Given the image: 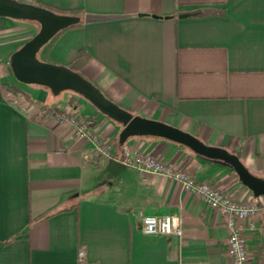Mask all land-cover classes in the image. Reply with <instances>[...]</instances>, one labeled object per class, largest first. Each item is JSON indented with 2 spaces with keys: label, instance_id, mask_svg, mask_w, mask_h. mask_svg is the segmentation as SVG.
Wrapping results in <instances>:
<instances>
[{
  "label": "crops",
  "instance_id": "0c3cea01",
  "mask_svg": "<svg viewBox=\"0 0 264 264\" xmlns=\"http://www.w3.org/2000/svg\"><path fill=\"white\" fill-rule=\"evenodd\" d=\"M22 2L82 19L43 48L48 63L81 73L134 116L226 149L264 176V0ZM87 14L121 18L86 24ZM19 23L0 18V264H78L81 250L94 264H231L228 217L176 181L125 167L122 125L86 100H53L15 79L10 58L32 39ZM71 112L96 119L113 158L74 139L59 118ZM127 142L239 203L261 199L232 168L187 147L155 137ZM49 211L58 213L41 220ZM169 215L179 218L181 238L143 233L145 217ZM240 225L251 259H264V213Z\"/></svg>",
  "mask_w": 264,
  "mask_h": 264
},
{
  "label": "water",
  "instance_id": "95a60500",
  "mask_svg": "<svg viewBox=\"0 0 264 264\" xmlns=\"http://www.w3.org/2000/svg\"><path fill=\"white\" fill-rule=\"evenodd\" d=\"M0 18L36 22L40 26L39 32L10 58V68L19 83L47 88L55 96L65 91L75 92L101 114L123 126L119 136L121 146L135 137H155L174 142L201 157L229 166L240 182L253 192L255 198L264 197V179L252 174L236 154L220 147L209 146L194 135L163 122L134 116L107 98L93 82L80 73L67 66L40 61L38 54L43 48L61 31L80 24V17L57 14L47 8L23 4L16 0H0ZM120 18L121 16L87 14L83 21L90 24Z\"/></svg>",
  "mask_w": 264,
  "mask_h": 264
},
{
  "label": "built area",
  "instance_id": "2783aa9c",
  "mask_svg": "<svg viewBox=\"0 0 264 264\" xmlns=\"http://www.w3.org/2000/svg\"><path fill=\"white\" fill-rule=\"evenodd\" d=\"M59 118L62 122H69L72 125L75 140L89 141L99 155L109 159L114 157L111 145L104 141L98 133L95 118L77 117L72 112L60 113ZM119 160L127 168H134L178 182L196 199L228 217L227 226L230 230L228 249L232 258L231 264H264V259H251L243 233L244 227L240 225L241 222H246L264 213V197H261L257 203H239L230 193L218 190L211 183L197 181L188 173L163 163L155 155L142 154L128 142L122 145V154ZM142 223L143 233L146 236L181 238L183 234L180 220L175 216L145 217ZM78 264L94 263H91L86 252L81 250L78 254Z\"/></svg>",
  "mask_w": 264,
  "mask_h": 264
},
{
  "label": "rangeland",
  "instance_id": "374dc122",
  "mask_svg": "<svg viewBox=\"0 0 264 264\" xmlns=\"http://www.w3.org/2000/svg\"><path fill=\"white\" fill-rule=\"evenodd\" d=\"M16 1H18V2H20V3H23V4H26V3L22 2V1L29 2L30 0H21V1L16 0ZM18 22H20L19 24H20L21 26L28 28V33L30 34L29 38H30V37L33 38V37L39 32V30H40V26H39V24L36 23V22H30V21H18ZM38 59H39L40 61L47 62V60L44 58V55L42 54V51L38 54ZM47 63H48V62H47ZM22 85H24V84H22ZM45 90H47V93H48V95H49V98H50V99H53V100L59 99V98H61L62 96H65V95H67V94H68L69 96H72V97H75V98H80V99H82V100H86V99H85L84 97H82L81 95H79V94H77V93H75V92H72V91H65V92L61 93V95H59V96H55V95L52 94V92H51L49 89L45 88ZM13 95H14V94H13ZM14 96H15V95H14ZM86 101H87V100H86ZM87 102H88V101H87ZM136 138H137V137H135V138H131L130 140H133V139H136ZM260 178H263V179H264V176H263V177H260Z\"/></svg>",
  "mask_w": 264,
  "mask_h": 264
},
{
  "label": "trees",
  "instance_id": "16d2710c",
  "mask_svg": "<svg viewBox=\"0 0 264 264\" xmlns=\"http://www.w3.org/2000/svg\"><path fill=\"white\" fill-rule=\"evenodd\" d=\"M73 15H76V14H73ZM77 25H75V26H73V27H76ZM70 28H72V27H70ZM70 28H68V29H70ZM65 30H67V29H65ZM65 30H63V31H61L55 38H57L62 32H64ZM54 38V39H55ZM53 39V40H54ZM52 40V41H53ZM51 41V42H52ZM75 72H77V71H75ZM79 73V72H78ZM81 74V73H80ZM82 75V74H81ZM83 76V75H82ZM10 91L12 92V94H14V95H19V93H20V91L19 90H17L16 88H11L10 89ZM56 112H57V110H56ZM180 146H182V145H180ZM182 147H184V146H182ZM239 157V156H238ZM56 213H58V211L57 212H48V213H46V214H44L43 216H41V220H46V219H48V218H50L51 216H53V215H55ZM34 225V221H30V223H29V227H32Z\"/></svg>",
  "mask_w": 264,
  "mask_h": 264
}]
</instances>
